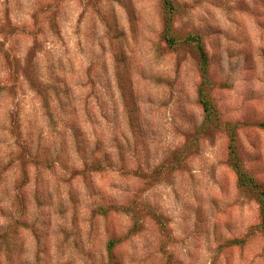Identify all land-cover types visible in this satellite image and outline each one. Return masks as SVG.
Instances as JSON below:
<instances>
[{
    "label": "rangeland",
    "instance_id": "374dc122",
    "mask_svg": "<svg viewBox=\"0 0 264 264\" xmlns=\"http://www.w3.org/2000/svg\"><path fill=\"white\" fill-rule=\"evenodd\" d=\"M264 184V0H176ZM160 0H0V264H264L256 196L203 120ZM123 241L109 251V241Z\"/></svg>",
    "mask_w": 264,
    "mask_h": 264
},
{
    "label": "trees",
    "instance_id": "16d2710c",
    "mask_svg": "<svg viewBox=\"0 0 264 264\" xmlns=\"http://www.w3.org/2000/svg\"><path fill=\"white\" fill-rule=\"evenodd\" d=\"M163 8V39L170 49L190 47L197 59L201 81L197 90L198 102L202 107L203 120L197 131V136L210 130H221L228 134L229 163L237 175L238 187L243 191L253 193L260 206L261 222L259 228L264 233V184L259 182L245 167L239 151V130L244 126L242 122L224 121L222 113L212 97L216 87L212 79L211 59L207 51L205 40L200 33H189L181 36L175 29V17L183 10V5L176 0H160ZM264 127V123L258 124ZM123 239L113 238L109 241V251L112 253Z\"/></svg>",
    "mask_w": 264,
    "mask_h": 264
}]
</instances>
